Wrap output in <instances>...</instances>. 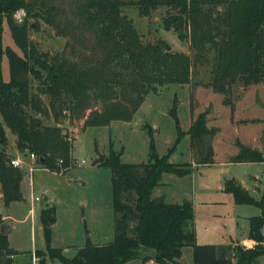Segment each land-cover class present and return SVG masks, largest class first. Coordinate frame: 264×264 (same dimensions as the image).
<instances>
[{"label": "trees", "instance_id": "obj_1", "mask_svg": "<svg viewBox=\"0 0 264 264\" xmlns=\"http://www.w3.org/2000/svg\"><path fill=\"white\" fill-rule=\"evenodd\" d=\"M140 12L150 16L160 7L170 9L163 17L165 29L194 52L173 51L164 38L144 41L132 18L123 12L125 0H78L72 17H58L51 0H0V201L5 207L25 199L23 167L11 164L8 131L14 135L18 153L38 156L39 167L63 173L75 160L73 143L62 119H84L85 127L108 126L115 120L131 121L150 93L171 84L185 85L194 65L213 59L212 87L230 93L241 82L245 87L264 82V0H136ZM25 11L19 21L15 14ZM57 14V15H56ZM32 18L43 19L58 35L70 34L82 48L72 55L41 51L31 39ZM64 19V21H62ZM8 23L15 46L4 44ZM18 50H17V49ZM78 55L74 57V54ZM9 63L4 78L3 60ZM231 104V100L226 99ZM232 109L234 105L232 104ZM177 116V98L170 111ZM208 112H202L187 131L178 129L173 147L159 156L153 138L149 159L142 163L122 160L123 151L110 150L101 165L112 171L114 239L96 244L88 238L73 257L52 246L56 209L47 204L41 211L46 250H37L39 264L47 259L60 264H126L133 260L160 264H184L183 250L193 249V264H258L264 256V189L260 198L230 179L225 191L237 204L254 205L261 214L250 218L253 246L231 241L198 244L193 202L168 203L154 197L165 173L185 176L193 163L170 161L172 152L188 134L191 147L201 154L206 137ZM52 120L51 123H47ZM233 162H264V150L237 141ZM202 151V152H200ZM198 164L213 163L214 149ZM5 221L0 213V228ZM152 252H156L153 257ZM18 251L11 248L0 229V256L13 264Z\"/></svg>", "mask_w": 264, "mask_h": 264}, {"label": "rangeland", "instance_id": "obj_2", "mask_svg": "<svg viewBox=\"0 0 264 264\" xmlns=\"http://www.w3.org/2000/svg\"><path fill=\"white\" fill-rule=\"evenodd\" d=\"M125 1L123 12L133 19L144 41L164 38L169 42L173 51L194 54L188 40L181 41L173 30L165 29L163 17L170 9L160 7L150 16H145L140 12L135 3L136 0ZM51 4L56 8L57 18L65 17L66 14L72 17V11L76 9L78 0H51ZM24 16V10H19L15 14V18L19 21ZM32 21L35 28L30 30V37L41 51L50 53L64 51L69 56H73L72 46L78 51L84 48L76 39L73 40L70 34L58 35L56 30L43 19L32 18ZM4 27V44L16 47L7 22ZM77 55L78 52L74 54V57ZM210 55L212 57V53ZM211 57L209 56L207 62L194 65L190 83L171 84L161 88L159 93H150L131 121L115 120L108 126L85 127L84 119L72 120L69 117L62 119L63 130L73 143V158L80 161L85 159L86 163L81 167H72L64 174L50 173L41 169L30 174L29 165H24L25 176L22 186L27 202L17 206L18 209L15 207L13 213L21 217L24 210L28 213L32 208L33 211L26 222L15 224L16 228L8 236L10 246L18 251L13 264H38L39 261L33 260L34 256L39 260L37 250H46L47 244L41 220L42 200H34L36 197L42 198L43 195H47L54 198L63 208L71 209L70 217H63L60 214L61 224L56 230V240L52 239L51 244L53 247H63L64 254L73 257L77 248L72 244H84L79 243V240H84L82 232L84 224L80 220L82 211L80 206L88 205L91 216L89 223L94 225V220L98 226H101L105 224L106 210L104 209L112 204V171L109 167L99 164L100 155H104L103 161H105L110 155V150L113 149L116 152L123 151L122 160L124 162H147L150 142L153 138L156 152L162 156L173 147L178 136V129L187 131L202 112H208L207 127L212 131V134L206 137L203 152L200 151L202 153L199 154L197 152L199 150L191 147L190 135L186 134L170 156V161L175 163H193L192 172L181 177L166 173L163 181L167 184L161 183L160 186L165 193L166 202H174L173 200L183 202L189 199L194 203L196 207L195 227L204 235V239L208 238L207 233L213 227V223H217L218 227H223L225 222L228 226L232 225L230 221L233 220L234 210L235 208L239 210V207L226 200L225 197L228 195L231 197V194L221 191L223 178L235 177L241 180L244 187L248 185V189L254 185H261L264 189V163L247 165L226 162L239 151L236 142L239 139L246 145L264 149V124L259 120L264 117V82L247 87L239 82L233 86L229 94L218 92L212 87L213 59ZM3 71L4 78L8 79L9 63L6 56L3 60ZM175 98H177V116L170 113ZM226 99L231 100V104L227 103ZM232 104L234 109L231 107ZM51 122L52 120L47 121V123ZM8 135V149L16 156L18 151L15 137L9 131ZM209 147L214 149V164H198V160L208 155ZM253 175L259 177L262 182H255ZM258 193H260L259 190ZM254 195L259 196L257 193ZM212 199L221 200L222 203L205 206V202ZM0 204H2L1 201ZM246 207L255 211L256 214L261 210L256 206ZM218 212L221 214L220 218L213 219L211 214ZM5 214H2L4 223H6ZM65 229L67 231L70 229L74 238L70 239L68 234H64ZM223 232L226 233L225 230ZM94 240H97V237ZM262 258L264 256L260 260ZM260 260L258 264H264V260L261 262ZM182 262L193 264L191 247L184 248ZM47 264H60V262L48 258ZM126 264L160 263L133 260Z\"/></svg>", "mask_w": 264, "mask_h": 264}, {"label": "crops", "instance_id": "obj_3", "mask_svg": "<svg viewBox=\"0 0 264 264\" xmlns=\"http://www.w3.org/2000/svg\"><path fill=\"white\" fill-rule=\"evenodd\" d=\"M259 120L261 122H263V124H264V117L259 119ZM239 141L241 143H243L240 139H239ZM263 144H264V141H263ZM244 145H246V144H244ZM247 146H249V145H247ZM249 147H251V146H249ZM251 148L258 149L256 147H251ZM263 148H264V146H263ZM258 150L263 151L264 149H258ZM19 155L20 154L17 153L16 156H19ZM233 156H231V157H233ZM231 157L228 158V160H226L227 163H241V164H247V165L256 164V163H264V162H233ZM202 164L211 165V164H214V162L213 163H202ZM40 169L42 171H48L50 173H54V172H51L49 170H46L45 168H37L35 170H40ZM30 174H29V176H30ZM55 174H62V173H55ZM26 175H28V173ZM163 178H164V175H163ZM163 178H162V183L167 184L166 182L163 181ZM252 178L255 182L261 181L259 179V177H257L256 175H253ZM230 179H235L236 181H238L243 186V184L241 183V180H239L235 177L230 178ZM230 179L227 177L223 178V184L221 186V191L228 193L225 191V183ZM23 182H24V180L22 181V184H23ZM253 185H254V183H253ZM243 188L247 189L253 196H255L254 193L259 194V196H257V195L255 196L256 198L257 197L260 198L262 191H263L261 185H254V187L252 186V188H250V189H248V185H246L245 187L243 186ZM258 190L260 193H258ZM22 191H23V193H25L23 186H22ZM228 194H231V193H228ZM153 195H155L154 197H163L164 200L166 201L165 193L163 192L162 186H160V185L154 189ZM0 197H1V193H0ZM225 198H226V200L230 201V204L232 202V204L234 203V205L239 207V210L237 208H235V210H234L233 220L230 221V222H232V225H230L231 227L228 226V223H226V222L224 223L223 227H218L216 225L217 223H213L212 224L213 227H211L207 233V237H208L207 239H204L203 238L204 235L202 233H200L198 228H196L198 244H226V243H230L231 241H234V243H240V244H246L248 246H253L254 241L251 240L249 238V235H248L249 234V228H250V218L252 216L260 215L261 210L259 212H257V214H256L255 211L246 207V206H254V205L237 204L235 199H234V196L232 194H231V197H229V195H228ZM213 199L206 201L205 206H213L212 204L222 203L221 200H213ZM41 200H42V207H43V204L45 202H48V204H50L51 206H54L56 209V222L52 226V237H53L52 239L56 240V230L59 229L60 224H61L60 223V214H62L63 217H65V216L70 217L72 214V213H70L71 209H68L67 207L63 208L62 206H60V204H58V202H56L54 200V198H50L47 195H43ZM186 200H189V199H186ZM173 201L174 202H170V203H181V202L176 201V200H173ZM26 202H27V196L23 201L14 202L8 207H5L3 204H0V212L2 214L6 213L4 216V219L6 220V223L10 226L11 232H13V230L16 228L17 224L26 222L27 219L29 218V216L31 215V212L33 211L32 208L29 210L28 213L25 212L26 210H24V214L21 217H18L17 213L16 214L13 213V210H15V207L18 209L17 206L24 205ZM193 205H194V203H193ZM80 207H82V211L80 213V217H81L80 220H81V223L84 224V229H82V232L84 234V236H83L84 240L83 241L79 240L80 241L79 243H84V244L83 245L72 244V242H71L72 246H74L75 248H80V247L85 245L88 238H90L91 241L96 243V244H104V243H108V242L112 241L114 239V221H115L113 205L110 204V205H108V207L106 209H104V210H106L105 215L103 214L105 216V220H104L105 224H103L101 226H98L94 220H93L94 225L92 223L91 224L89 223V219L91 218V216H90V211H89L90 209L87 208L88 205L82 204ZM195 208L196 207L194 205V209ZM99 214H100V211H99ZM211 215H212L213 219H215L217 217L220 218L219 216H221L220 212L215 213V214H211ZM195 218H196V210H195ZM224 230L226 231L225 234L223 232ZM230 230H231V232H230ZM10 233L8 234V236H10ZM64 234H68L70 236V239L74 238L72 235V231L70 229H68V231H67V229H65ZM263 234H264V227H263ZM96 237H97V240H94V238L96 239ZM11 248L16 251V249L14 247L11 246ZM60 248H63V247H60ZM32 253H33V251H32ZM192 253H193V249H192ZM152 255H153V252H152ZM183 255H184V250H183ZM31 257H32V254H31ZM153 257H154V255H153ZM262 260H264V258H262ZM262 260H260V262ZM14 261H15V255L13 256V262ZM147 262L148 263H156L154 261V259H151Z\"/></svg>", "mask_w": 264, "mask_h": 264}, {"label": "built area", "instance_id": "obj_4", "mask_svg": "<svg viewBox=\"0 0 264 264\" xmlns=\"http://www.w3.org/2000/svg\"><path fill=\"white\" fill-rule=\"evenodd\" d=\"M23 158L24 157H22L21 155L15 156L11 160V164L16 166V167H23V168H24V165H29V169L28 170L30 171V173L34 172L35 169H37V168H41V167H39V164H38V156L35 153H29L27 155V157H26V160H23ZM85 163H86L85 159H83L81 161L80 160H74L71 163V168L72 167H81ZM36 164H37V166H36ZM54 173H58V172H54ZM59 173H63V169ZM34 200L41 201V198L40 197H36ZM33 260L36 261V262L39 261L36 256H34ZM38 264H39V262H38Z\"/></svg>", "mask_w": 264, "mask_h": 264}, {"label": "water", "instance_id": "obj_5", "mask_svg": "<svg viewBox=\"0 0 264 264\" xmlns=\"http://www.w3.org/2000/svg\"><path fill=\"white\" fill-rule=\"evenodd\" d=\"M103 160H104V155H100L99 161L102 162ZM47 204L48 202H45L42 208H45ZM0 229L3 234L8 235L11 232V228L7 223H3ZM153 255L156 256V252H153ZM0 264H7V259L5 257L0 256Z\"/></svg>", "mask_w": 264, "mask_h": 264}]
</instances>
